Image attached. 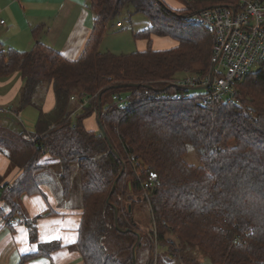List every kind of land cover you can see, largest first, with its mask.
<instances>
[{
	"label": "trees",
	"instance_id": "trees-1",
	"mask_svg": "<svg viewBox=\"0 0 264 264\" xmlns=\"http://www.w3.org/2000/svg\"><path fill=\"white\" fill-rule=\"evenodd\" d=\"M237 2L190 0L183 9H174L166 0H86L93 25L75 60L40 42L39 26L32 29L35 42L28 51L0 43V80L14 73L23 80L13 114L0 111V117L16 116L26 106L38 111L34 130L19 131L27 137L19 153L24 158L21 164L2 148L9 141L0 135V152L21 170L12 183H4L0 174L4 206L0 213L9 210L7 223L23 218L21 196L40 191L42 180L37 175L57 164L60 187L55 188L63 195L71 192L72 173L77 171L81 218L77 240L70 248L78 251L83 264H143L139 249L147 246L152 256L155 241L165 244L167 255L162 260L167 264L175 260L204 264L200 257L209 264H264V61L234 83L232 100L202 105L190 97L195 92L167 87L180 74L210 71L213 33L191 22L192 12ZM128 3L149 21L147 28L132 33L135 41L146 42L145 50L100 52L107 25ZM153 37H169L175 46L153 49ZM49 89L54 103L44 111V101L35 95ZM164 93L188 96L158 99ZM114 94L127 97L128 105H114ZM84 98L88 103L78 109ZM98 103L104 135L98 127ZM90 118L96 129L85 125ZM4 123L0 122V130L8 131L11 123ZM188 146L199 158L196 165L186 160ZM150 172L158 177L154 186L147 183ZM129 195L130 211L121 203ZM139 200L149 203L153 224L149 233L143 234L131 218L133 203ZM24 220L29 241L35 243V218ZM137 233L141 238L136 244ZM108 235L117 243L113 251L105 243ZM37 246L17 264L49 257L60 248L55 243ZM146 264H153L152 258Z\"/></svg>",
	"mask_w": 264,
	"mask_h": 264
},
{
	"label": "crops",
	"instance_id": "crops-1",
	"mask_svg": "<svg viewBox=\"0 0 264 264\" xmlns=\"http://www.w3.org/2000/svg\"><path fill=\"white\" fill-rule=\"evenodd\" d=\"M92 25L93 16L86 6V0H0V43L5 48L30 50L35 42L32 29L39 26L40 42L75 60L89 38ZM22 85L23 80L17 73L0 80L1 109H14L13 103ZM51 95L50 92L47 94L44 111L53 106L54 98ZM0 118V122H6L4 124L10 123V117ZM92 128L96 129L94 126ZM53 167L59 166L52 164L44 171V175L51 173L53 180H42L40 191L21 196L20 205L26 217H15L18 221L12 222L14 218L7 223L5 215L9 210L5 208L0 213V264H17L22 255L39 249L37 243H55L60 248L51 252L49 257L40 256L25 264H83L78 251L70 248L74 244L72 241L77 240L81 209L79 205H76L77 209L69 204L70 193L63 195L58 187L55 188L56 184L59 186L60 168L54 172L51 170ZM20 173L21 170L10 165L9 158L0 152V174L4 176V183H12ZM3 207L0 201V211ZM25 218H35V243L29 241Z\"/></svg>",
	"mask_w": 264,
	"mask_h": 264
},
{
	"label": "built area",
	"instance_id": "built-area-1",
	"mask_svg": "<svg viewBox=\"0 0 264 264\" xmlns=\"http://www.w3.org/2000/svg\"><path fill=\"white\" fill-rule=\"evenodd\" d=\"M189 19L206 26L213 33L214 43L210 57L213 74H210L211 67L206 75L183 73L169 80L168 85L195 92L190 97L202 105L222 98L232 100L234 83L250 74L253 67L259 68L264 61V0H238L236 4L209 6L193 11ZM185 96L188 95L164 93L158 99L165 101ZM88 101L84 98L78 109ZM112 103L124 108L129 101L127 97L114 94ZM0 111L11 113L7 109ZM71 116L74 117V114ZM130 161L134 166L138 164L133 156H130ZM157 181V174L150 172L147 183L154 186ZM157 244L165 245L155 241V246ZM151 258L152 261L157 259L155 248L149 260Z\"/></svg>",
	"mask_w": 264,
	"mask_h": 264
},
{
	"label": "rangeland",
	"instance_id": "rangeland-1",
	"mask_svg": "<svg viewBox=\"0 0 264 264\" xmlns=\"http://www.w3.org/2000/svg\"><path fill=\"white\" fill-rule=\"evenodd\" d=\"M170 1L171 2H169L168 4L173 6L174 9H183L184 7H186L187 4L184 0H170ZM117 23L119 26H117ZM148 26H149V21L146 18V16H144L141 13H135L133 5L131 3L126 4L122 8V10L118 14H116L115 17L112 19V21L107 25L105 34L102 38L101 43L99 44V51L100 52L110 51L111 53L114 54H127L134 51L145 50L146 42L144 40L135 41L132 36V33L143 30ZM152 43H153L152 48L156 50H163L175 46L174 40L169 37H153ZM257 69H258L257 67H253L252 72H255ZM20 92H21V88L18 90L16 94L17 99L20 95ZM49 92L53 95L51 89H49L45 93L43 92V90H40L38 94L36 93L37 95H35V97L38 96L39 100L45 102V99ZM44 102H43V106H44ZM42 108L44 110V107ZM18 113L19 115L10 117V121H11L10 129H8V131L1 129L0 135L5 136V138L9 141L8 143H5L4 146H2V148L5 147L6 149L11 151L13 156L16 155L17 161L19 162V164H21L24 158L22 157L21 159L22 154L19 153L23 152V149L26 146L25 143L27 141V137H25L24 134H19V131L23 130L24 128L26 131H28L27 134H29L34 130V126L38 116V111L36 108L32 106H26L21 110L19 109ZM85 125L88 127L89 126L93 127L94 125V127L97 128V124L93 121V118L87 119L85 121ZM186 160L187 162L194 165L199 163V158L195 150L190 146L187 147ZM58 169L59 167L55 169L53 167L51 170L52 171L54 170V172H56L58 171ZM44 171L45 169H43L37 175V178L39 180H44V181H46L47 179L53 180V178L51 177L52 175L50 173V170L49 173L51 176L44 175ZM72 178L74 184H72V189L70 192L71 200H69V204L72 205L73 207H76L77 209L79 208L81 209V196L78 187L77 171H74L72 173ZM127 202H129V200L127 201L125 199L121 200L122 205L127 207V210L129 211L128 208L130 205L126 206ZM133 204L134 206L132 209L131 218L135 221L137 227L143 232V234L149 233L150 230H153L149 203L147 201L145 202L143 200L142 201L139 200V201H135ZM76 205H79V208ZM23 216L26 217L25 214H23ZM13 221H18V219L15 218L14 220H12V222ZM166 238L169 240V242L174 241L173 236H171L170 234H167ZM105 243L108 246V248L112 251L117 248L116 240L111 235H108L106 237ZM162 244L164 245V243ZM152 245H153V252H154V248L156 249L157 252V259L156 258L153 259V264H167L164 260H162V258H164L165 255H167V253L165 252V245L162 246L161 244H157L155 246V242H153ZM173 245L175 249H178L176 243H174ZM148 252L149 251L147 249V246L144 245L138 251L140 258L143 260L142 261L143 264H146L150 259L151 255L149 256ZM168 257L171 258L170 255ZM159 259H161V261H159ZM200 260L205 264L204 262L205 259L200 257ZM205 261L207 264H209L208 260ZM175 264H177L176 260H175Z\"/></svg>",
	"mask_w": 264,
	"mask_h": 264
},
{
	"label": "water",
	"instance_id": "water-1",
	"mask_svg": "<svg viewBox=\"0 0 264 264\" xmlns=\"http://www.w3.org/2000/svg\"><path fill=\"white\" fill-rule=\"evenodd\" d=\"M213 72V67H211V71H210V74H211V76H212V73ZM167 87H170V85H168ZM166 87V88H167ZM100 96H101V93L99 94V96H98V100H99V98H100ZM98 107H99V109H98V113H97V121H98V127H99V130H100V132L104 135V131H103V129H102V126L100 125V104L98 103ZM117 182V179L115 180V182H114V185L112 186V188H111V192H113V190H114V186H115V183ZM127 199L128 200H131L132 199V196L131 195H129V196H127ZM130 206H129V211H130ZM114 212H115V217H116V215H117V210H116V208H114ZM129 229H125V230H121L120 229V231H128ZM140 240V235L137 233V241H136V244H137V242ZM136 244L134 245V247H133V249H132V255H133V260H134V263H135V261H136Z\"/></svg>",
	"mask_w": 264,
	"mask_h": 264
},
{
	"label": "snow or ice",
	"instance_id": "snow-or-ice-1",
	"mask_svg": "<svg viewBox=\"0 0 264 264\" xmlns=\"http://www.w3.org/2000/svg\"><path fill=\"white\" fill-rule=\"evenodd\" d=\"M153 175H155V174H153ZM36 199H38V198H36ZM44 242H50V241H44ZM72 242L75 243V240H73Z\"/></svg>",
	"mask_w": 264,
	"mask_h": 264
}]
</instances>
